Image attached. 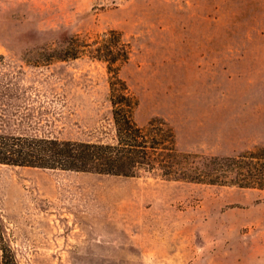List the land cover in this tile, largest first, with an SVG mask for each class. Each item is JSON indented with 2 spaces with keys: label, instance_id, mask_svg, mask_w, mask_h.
I'll list each match as a JSON object with an SVG mask.
<instances>
[{
  "label": "rangeland",
  "instance_id": "rangeland-1",
  "mask_svg": "<svg viewBox=\"0 0 264 264\" xmlns=\"http://www.w3.org/2000/svg\"><path fill=\"white\" fill-rule=\"evenodd\" d=\"M117 30L142 125L230 155L264 145V0H0V129L110 140L108 73L72 37ZM264 264V189L0 163V264Z\"/></svg>",
  "mask_w": 264,
  "mask_h": 264
},
{
  "label": "trees",
  "instance_id": "trees-1",
  "mask_svg": "<svg viewBox=\"0 0 264 264\" xmlns=\"http://www.w3.org/2000/svg\"><path fill=\"white\" fill-rule=\"evenodd\" d=\"M77 41L72 37L66 55L87 51L105 63L112 138L72 139L0 129V163L123 176L155 172L169 179L264 189V145L230 155L179 149L173 129L162 117L152 116L142 125L133 120L136 100L117 76V65L127 58V46L119 32L108 29L90 42ZM7 263L5 253L1 264Z\"/></svg>",
  "mask_w": 264,
  "mask_h": 264
}]
</instances>
